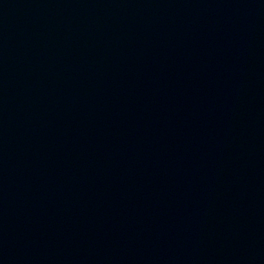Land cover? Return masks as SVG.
Returning a JSON list of instances; mask_svg holds the SVG:
<instances>
[{"label":"water","instance_id":"95a60500","mask_svg":"<svg viewBox=\"0 0 264 264\" xmlns=\"http://www.w3.org/2000/svg\"><path fill=\"white\" fill-rule=\"evenodd\" d=\"M0 264H264V0H0Z\"/></svg>","mask_w":264,"mask_h":264}]
</instances>
